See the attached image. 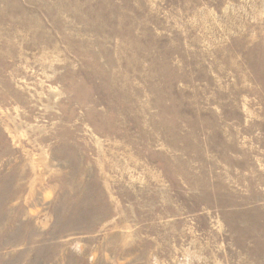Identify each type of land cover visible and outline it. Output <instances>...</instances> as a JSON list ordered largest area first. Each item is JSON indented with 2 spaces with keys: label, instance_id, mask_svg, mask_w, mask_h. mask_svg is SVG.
<instances>
[{
  "label": "rangeland",
  "instance_id": "374dc122",
  "mask_svg": "<svg viewBox=\"0 0 264 264\" xmlns=\"http://www.w3.org/2000/svg\"><path fill=\"white\" fill-rule=\"evenodd\" d=\"M0 264H264V0H0Z\"/></svg>",
  "mask_w": 264,
  "mask_h": 264
}]
</instances>
